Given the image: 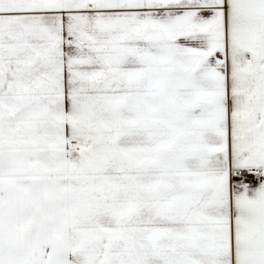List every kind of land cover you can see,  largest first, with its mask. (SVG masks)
Segmentation results:
<instances>
[{
    "label": "snow or ice",
    "instance_id": "snow-or-ice-1",
    "mask_svg": "<svg viewBox=\"0 0 264 264\" xmlns=\"http://www.w3.org/2000/svg\"><path fill=\"white\" fill-rule=\"evenodd\" d=\"M0 264H264V0H0Z\"/></svg>",
    "mask_w": 264,
    "mask_h": 264
}]
</instances>
